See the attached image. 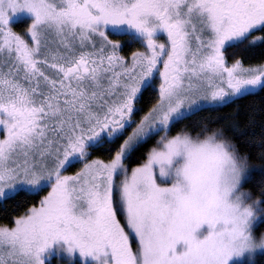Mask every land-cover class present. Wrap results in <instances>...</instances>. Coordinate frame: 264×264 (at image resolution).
Masks as SVG:
<instances>
[{"label": "snow or ice", "instance_id": "6c2138e0", "mask_svg": "<svg viewBox=\"0 0 264 264\" xmlns=\"http://www.w3.org/2000/svg\"><path fill=\"white\" fill-rule=\"evenodd\" d=\"M254 48L264 0H0V201L38 197L0 225V264H45L61 241L85 264L240 256L264 223V163L241 148L264 161V103L172 130L264 101V62L237 58Z\"/></svg>", "mask_w": 264, "mask_h": 264}, {"label": "trees", "instance_id": "16d2710c", "mask_svg": "<svg viewBox=\"0 0 264 264\" xmlns=\"http://www.w3.org/2000/svg\"><path fill=\"white\" fill-rule=\"evenodd\" d=\"M26 23L17 24L14 27L17 31L23 32L24 28L26 27ZM137 48H141L140 45L133 44L130 46L129 51H134ZM237 58L242 59L244 64H258L264 62V50L260 48L239 50L237 53ZM154 102V101H153ZM264 103L260 97H249L245 100L239 101L238 105L233 104L227 108L220 110V112H213V113H202L200 117L192 118L190 120H186L182 122V124L177 125L176 128L172 130V134H175L182 129L185 130H194L198 126V121H215L217 118H223L226 114H231L237 110V107L241 111H243L248 105L255 104L259 106L260 104ZM158 139V137H157ZM122 143V140H121ZM154 143V142H153ZM242 150L248 151L252 157L250 163L254 166H259L264 161L259 159V152L256 149L248 148L246 145H241ZM114 154V153H113ZM101 158H104L102 154ZM146 159V149H141L131 160L127 161L129 167H134L139 163H142L143 160ZM74 170V169H72ZM246 187L251 188L254 192L259 194V189L256 185H246ZM46 193H41V196ZM38 202V197H30L26 193L21 192L15 199L8 200V201H0V225H8L12 226L14 218L18 215L23 214L28 207L32 204ZM256 234L261 235L264 232V223H258L256 228ZM242 264H249V263H242ZM253 264H264V253L258 255L255 259Z\"/></svg>", "mask_w": 264, "mask_h": 264}, {"label": "rangeland", "instance_id": "374dc122", "mask_svg": "<svg viewBox=\"0 0 264 264\" xmlns=\"http://www.w3.org/2000/svg\"><path fill=\"white\" fill-rule=\"evenodd\" d=\"M23 15L25 16L26 19L31 18L30 13H24ZM141 50H143V49L141 48ZM75 170L76 169L70 170V173H71V171H75ZM157 178H158V182H161V183H171L172 182L171 177L161 178L158 176ZM256 228H257V226L254 229V235L257 238H259L260 235L256 234V232H255ZM209 230L210 229H209V226L207 224L202 225L201 228L197 231V235L202 238L204 235H206L208 233ZM133 245L135 247V241L134 240H133ZM62 246H63V242L62 241L58 242L51 249H49L48 252H46L44 254L45 264H85V261L82 260L78 251L75 253L74 258H70L66 252L61 250ZM184 247L185 246L183 245V242H181L180 244L177 245V251H181ZM262 253H264V250L257 251L255 253L254 257L252 258V261L254 262L255 259L258 257V255H260ZM242 263H249V256L248 255H245V257H243V258L233 257L229 260V264H242ZM86 264H95V261L92 258H88L86 261Z\"/></svg>", "mask_w": 264, "mask_h": 264}, {"label": "clouds", "instance_id": "9594fccd", "mask_svg": "<svg viewBox=\"0 0 264 264\" xmlns=\"http://www.w3.org/2000/svg\"><path fill=\"white\" fill-rule=\"evenodd\" d=\"M264 250V234H261L259 238L255 235H251L247 245L241 250L240 256L237 258H242L243 255H248L252 259L257 251Z\"/></svg>", "mask_w": 264, "mask_h": 264}]
</instances>
